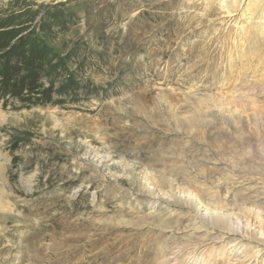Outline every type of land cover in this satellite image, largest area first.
Returning <instances> with one entry per match:
<instances>
[{
  "label": "rangeland",
  "instance_id": "374dc122",
  "mask_svg": "<svg viewBox=\"0 0 264 264\" xmlns=\"http://www.w3.org/2000/svg\"><path fill=\"white\" fill-rule=\"evenodd\" d=\"M234 1L0 0V264H236L185 195L264 220V4Z\"/></svg>",
  "mask_w": 264,
  "mask_h": 264
},
{
  "label": "bare ground",
  "instance_id": "6f19581e",
  "mask_svg": "<svg viewBox=\"0 0 264 264\" xmlns=\"http://www.w3.org/2000/svg\"><path fill=\"white\" fill-rule=\"evenodd\" d=\"M225 1L226 0H218L222 9H225ZM231 1H233V7H234L237 2L234 0H231ZM244 1L246 3L245 5L248 7V10H249V8H252L253 11L256 7L261 5V3L264 4V0H244ZM248 10L246 11L247 14L246 13L243 14L244 16L241 14V17L243 16L242 18H244V21L246 20L247 23H251L253 21V18H254L253 15L254 14L252 15L251 10H249V11ZM224 11H225L224 12L225 15H228L232 12V10H227V11L224 10ZM258 18L261 20L262 17H260V15H259V17H257V19ZM259 19H258V21H259ZM220 22H223V20H221ZM249 31H250V29H249ZM244 42H245V40H244ZM4 121H5V115H2V118H0V125ZM7 164H8V158L2 154V151L0 148V209H4L6 206H10V203L8 200V194H9L8 190H10V186L8 184L7 176H6V171H7L6 165ZM34 180H35L34 175H31L28 178H23V176H22V178L20 179V184H22L23 187H25V190L27 192L28 191L30 192L33 184L35 183ZM185 195H187L190 200H193L194 203H197V205H198L197 207H195V208H198V210L196 211V213H197L196 217L197 218L193 217L191 220L192 226L194 229L193 231H196L195 229H197V230L201 229L204 226V225H202V223H200V222L204 221V220H201L202 217L203 218L209 217L214 222L218 223L216 225H219V224L222 225V228H221V230H219V233H216V234H218V237L217 236L216 237L218 239L220 238V240H221L225 235H228L225 237L226 238L225 240L227 241V243L224 244L225 249L222 251V255H221V256H223V255L229 253V255H227L228 256V260L226 261L227 263L233 262L236 264H264V220H261L260 217H259L260 218L259 220H242L243 223L241 222L242 223V227H241L240 223L238 222L239 220L233 217V215L231 213L232 211H230V214H228L229 211L227 209L226 210L228 212L226 210H222V208H218V207L208 209V208H206V205L202 206V204L199 202L200 200L192 192H190V191L185 192ZM154 202L155 201H153V203ZM155 204H156V202H155ZM7 208H9V207H7ZM201 209H202L203 213L199 212ZM3 211H5V210H3ZM256 211L253 212V213H255V215H257ZM250 212H252V211L250 210ZM247 215H248V213H247ZM254 216H252V217H254ZM262 216H264V215H262ZM198 217L200 218V220H196V219H199ZM255 218H256V216H255ZM256 219H258V217ZM208 221L209 220L207 219V222ZM222 229H224V230H222ZM205 231H207V229H205ZM222 231L223 232L226 231V232L222 233ZM204 234L208 235L206 232ZM217 238H216V240H217ZM212 239H214V238H212ZM196 245L197 244H195L194 246H196ZM226 247H227V249H226ZM195 251L196 250H194V249H192L190 251V253H189L190 256H188L186 258L187 264H192V263H197V262L204 264L206 258H209L211 255V252H212L210 250L211 252L209 255H207V257H204V256L200 257V256H198L199 254L197 252L195 253ZM197 257H199V259H196Z\"/></svg>",
  "mask_w": 264,
  "mask_h": 264
}]
</instances>
